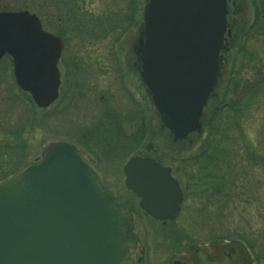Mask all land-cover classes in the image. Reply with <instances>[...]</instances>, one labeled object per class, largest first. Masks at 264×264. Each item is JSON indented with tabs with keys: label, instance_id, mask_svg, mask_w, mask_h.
<instances>
[{
	"label": "rangeland",
	"instance_id": "obj_1",
	"mask_svg": "<svg viewBox=\"0 0 264 264\" xmlns=\"http://www.w3.org/2000/svg\"><path fill=\"white\" fill-rule=\"evenodd\" d=\"M131 1L65 0L57 5V13L53 0H0V11L33 7L45 15L47 25L58 26V30L65 31L63 72L67 73L63 76L57 101L46 109L36 110V116L27 115L31 110L30 105L25 107L16 98L9 102L11 88H14L11 64L5 59L0 63V66L7 68L0 77V130H4L3 134L0 133V138L2 136L10 139L12 133L24 127L22 136L25 145L22 155L17 153L20 146L17 143L13 156L10 158L7 155L2 159L0 178L19 165L37 158L49 142L71 140L78 137L79 132L91 131V128L96 126L95 117L102 115L100 110L106 108L100 105L101 97L111 100L107 108H114L122 117L130 114L136 105L143 112L141 125L144 126V138L139 141L137 147L133 138L119 143L112 139L111 145H117L114 149L108 148L109 144L106 145L107 151L98 146L106 155L97 160V163L104 169L106 180L118 195L120 203L129 206L135 219L141 220L147 230L153 232L156 231V223L150 222L151 226L148 227L147 219L139 212L137 199L127 192L123 185L124 162L134 154L153 156L165 164H169L166 161L173 162L176 175L185 177L178 165L182 164L180 162L185 157L195 153L208 133L203 129L200 134L193 133L187 139L173 140L170 134L161 128L154 110L148 107L145 88L133 64L136 57L131 50L138 39L137 25L140 20L138 19L137 23L131 22L128 28L125 27L127 23L121 22L122 17H131V12L141 6L136 5L135 0L132 5ZM74 6L76 11L73 15H77V18H73L71 25H74L76 30H69L68 21L59 25L54 23L60 16L63 17V13L73 11ZM67 8H71L68 13L65 11ZM29 10L34 11L32 8ZM245 11L234 17V32L227 40V50L222 54L216 98L212 99L214 104L226 101L234 107L214 116L216 123L221 121L225 122V125L229 124L228 141L225 142L226 149H229L228 156H224V151L219 147L218 153L215 150L209 160L197 162V159H193V163L188 165L186 175L189 177V183L182 203V213L175 223H172L173 227L164 225L159 230L162 233L155 234V240L151 241L155 248L153 261L156 259L160 262L168 255L170 250L168 251L166 246L176 244L179 247L178 240L181 241V248L174 252H181L186 246L196 244L200 245L203 253L209 257H212V251L217 255L218 249L208 247L213 238H224L222 244H232L236 241L235 237L240 242L242 233H254L251 239H255L257 243L264 241V90L259 88L261 83L264 85V31L260 30L262 27L259 26L248 27L254 21L251 18L246 20ZM92 16H99L101 21L110 20L112 25L115 24L106 35L107 38L87 37L97 36L101 32L97 28L84 31L87 35L81 34V26L85 21L89 22ZM134 18H137V14ZM244 21H247V27H243ZM79 24L81 25L77 29L76 25ZM87 29L88 25L85 30ZM116 35L119 36V41L116 40L119 45L114 46V52L111 45ZM115 55H119L121 60L117 62ZM232 87H235L234 94ZM129 96L135 104L129 102ZM34 117L39 126H35L31 121L26 127L25 123L21 122L23 118L28 122ZM131 123L132 127L139 126L137 120ZM132 130L133 128L124 126L122 129L124 135H129ZM212 136L215 137L213 134ZM226 137L224 134L223 139L226 140ZM146 143L152 144L151 149H146ZM251 152L252 155L248 154ZM89 158L91 159V156ZM198 173L206 179L205 187L202 185L204 190L195 185ZM199 199H202L201 206ZM205 200L208 202H203ZM136 229L142 230L139 226ZM251 239L249 241H252ZM247 252L252 259L254 255L259 257L261 253L252 250ZM262 257L259 264H264V253ZM250 264L255 262L251 261Z\"/></svg>",
	"mask_w": 264,
	"mask_h": 264
},
{
	"label": "water",
	"instance_id": "obj_2",
	"mask_svg": "<svg viewBox=\"0 0 264 264\" xmlns=\"http://www.w3.org/2000/svg\"><path fill=\"white\" fill-rule=\"evenodd\" d=\"M226 0H146L137 56L158 116L175 137L200 129L219 73ZM62 40L26 10L0 12V57L38 107L57 96ZM125 184L150 215L172 218L181 192L170 169L131 157ZM132 215L102 172L71 143L52 142L40 158L0 181V264H133Z\"/></svg>",
	"mask_w": 264,
	"mask_h": 264
},
{
	"label": "trees",
	"instance_id": "obj_3",
	"mask_svg": "<svg viewBox=\"0 0 264 264\" xmlns=\"http://www.w3.org/2000/svg\"><path fill=\"white\" fill-rule=\"evenodd\" d=\"M133 1L134 0L131 1L132 5H134ZM257 1L260 2V0H257ZM261 1H264V0H261ZM135 2H136V5L142 4V0H135ZM73 9L76 10V7L74 6ZM138 10H140V8L139 9H138V7L135 8L131 12V14L133 13V15L131 17L130 16L124 17L125 19L120 15L122 17L121 18L122 24L127 23V25L125 27L128 28L131 25L130 24L131 22L132 23L134 21H135V23L138 22V19L140 18ZM254 11L256 12L255 19H256V21H258L259 19L262 18V15L260 14L261 9L256 7V8H254ZM72 12H75V11H72ZM136 14H137V18H134V16ZM89 20H90L89 22L85 21V24L81 26V28L83 30V32L81 34L87 35L86 33H84V31H88V30H91L93 28L94 29L101 28V30H100L101 32L97 36H87L88 38H93V39H99L102 37L107 38L106 35L111 32L110 29L112 27H115V24L112 25V21H110V20L104 21V23H102V21H101V23H100V21L93 16ZM80 25L81 24L77 25V28H79ZM86 25H88L87 30H85ZM125 27H123V28H125ZM84 37H86V36H84ZM116 38H117V35L113 37V40ZM6 70L7 69L5 67L0 68V77L4 75V72ZM12 83H14L13 80H12ZM235 85H236V82H235ZM236 87H237V85H236ZM232 88H233L232 93L234 94V92H236V91H234L235 87H232ZM259 88L263 91L264 85H262V83H261V85H259ZM11 91H12V93H11V96L9 97V102L11 103V101L14 98H16L18 101L21 102L20 104H23V106L28 107L30 105L31 110L29 108L30 112L27 113V115L32 114V115L36 116V113H35L36 109L34 108L32 101L29 99L27 94L25 92L21 91L20 89H18L16 84H14V88H11ZM215 105H213V102H212V104L209 105L208 109L206 110L207 116L203 122H204V129L206 130V134L207 133L208 134L205 136V139L203 140V145H202L201 149L199 150L200 151L199 154L197 153L196 155L193 156L195 158H202L204 156L211 158L212 155L214 154L215 150H217V153H218L219 147L222 148L221 149L222 151L226 152V153L223 152L224 156H226V157L228 156L229 149H226V143L225 142L228 141L227 128H228L229 124L225 125L224 124L225 122L222 123L221 121L216 123V119L214 116L216 115L217 111H220V113L221 112L225 113L226 110H231L234 107H233L232 103L226 104L225 102H219L218 103L219 109L216 110V108H214ZM101 111H102V115H100L99 117H96V123H95L96 126L92 127L91 131L85 130L81 133L80 137H81V140L83 143L84 142L87 143L89 138H91V142H94L93 144H95V146H99V145H101L100 143L102 142V140H101L102 133H105L108 138H110V137H122L123 133L121 132V130L123 129V126L124 125H126L127 127L130 126L128 124L129 117L123 118L120 113H118L114 110V108L113 109L107 108V109H105V110L103 109ZM30 117H27V118L29 119ZM141 117H142V115L139 114L137 120L141 119ZM35 118L36 117H34L33 119H30L28 122L23 118V120L21 122H24L26 127L29 125V123L31 121H32V123L34 122L35 126H36V124L39 126V124H38V122H36ZM3 131L4 130H0V133L3 134ZM23 132H24V127H21L17 132H14L11 134L10 139L1 136V138H0V163L2 162V159L5 158L7 155H9L10 158L13 156V154L15 153L14 151L16 150L15 144H17V143L20 145L19 148L17 149V153H20L21 155L24 153L25 145H23L24 144L23 136H22ZM212 134L215 135V137H213ZM224 134L227 135L226 140L223 139ZM142 136H143L142 131L141 132L138 131V137H136V139H141ZM86 138H88V139H86ZM124 139H127V137H125ZM101 146L103 148L105 147L103 145H101ZM110 147H112V145ZM97 150H99V149H97ZM248 154L252 155V152L248 153ZM255 156H256V154H254V157ZM259 159H260V157H259ZM263 161H264V156H263ZM4 166H5V164H4ZM7 174L8 173H6L4 176H6ZM3 177H1V178H3ZM199 200L201 201V203L199 204L201 206L202 199H199ZM203 202H208V201L205 200ZM247 204H249V202H247ZM253 234L254 233H242L240 235L241 239H239L242 242H240L239 244L244 248L249 247L252 251H254L256 253L261 251L259 257L254 256V259L257 262H260L263 258L262 254L264 253V241L262 240V241H260V243H257V241L255 239L250 238V237H252ZM249 239H251L252 241H249ZM235 240L238 241V238L235 237Z\"/></svg>",
	"mask_w": 264,
	"mask_h": 264
},
{
	"label": "flooded vegetation",
	"instance_id": "obj_4",
	"mask_svg": "<svg viewBox=\"0 0 264 264\" xmlns=\"http://www.w3.org/2000/svg\"><path fill=\"white\" fill-rule=\"evenodd\" d=\"M155 222L160 227L171 224L169 220H155ZM170 243L172 242L170 241ZM178 243H180L179 247L176 244L169 245L170 254L163 257L160 262L155 259L152 264H245L244 256L232 248H229L230 252H223L221 255L219 253L215 255V252L212 251L210 254L212 257H209L203 254V250L199 248L192 251H187L185 248L184 251L174 252V250L181 248V241ZM146 253L145 245L138 241L136 248L131 252L134 264H150L146 260Z\"/></svg>",
	"mask_w": 264,
	"mask_h": 264
}]
</instances>
